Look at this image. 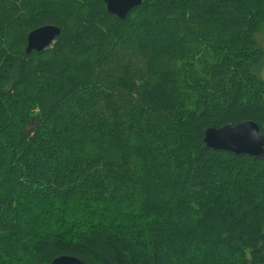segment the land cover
<instances>
[{
  "label": "trees",
  "instance_id": "obj_1",
  "mask_svg": "<svg viewBox=\"0 0 264 264\" xmlns=\"http://www.w3.org/2000/svg\"><path fill=\"white\" fill-rule=\"evenodd\" d=\"M49 25L51 55L26 54ZM259 30L264 0H143L123 20L0 0V264H264V159L202 145L249 121L264 137ZM118 46L144 78L111 69Z\"/></svg>",
  "mask_w": 264,
  "mask_h": 264
},
{
  "label": "water",
  "instance_id": "obj_2",
  "mask_svg": "<svg viewBox=\"0 0 264 264\" xmlns=\"http://www.w3.org/2000/svg\"><path fill=\"white\" fill-rule=\"evenodd\" d=\"M99 1L104 4L106 13L118 20H123L132 9L143 3V0ZM59 35L60 29L51 25L32 30L26 38V54L48 48ZM202 145L215 151L245 155L253 160L264 159V137L259 134L258 126L251 121L235 126L226 125L219 129H206L203 132ZM51 264H80V261L73 257L61 256L54 259Z\"/></svg>",
  "mask_w": 264,
  "mask_h": 264
},
{
  "label": "rangeland",
  "instance_id": "obj_3",
  "mask_svg": "<svg viewBox=\"0 0 264 264\" xmlns=\"http://www.w3.org/2000/svg\"><path fill=\"white\" fill-rule=\"evenodd\" d=\"M259 31L260 32L255 36V40H256V43H257V47L262 52L263 56L261 58L260 67H259V70L257 71V74L264 79V34H263V32L261 30H259ZM53 44H54V42L48 48L50 49ZM42 51H40L38 53H41ZM131 53L132 52H130V50L127 47L118 46L117 48H115L114 49V55H113L114 59H113V62L111 63V69L114 70V71H118L119 70V65L118 64L123 62V61H128V62L131 63V70H132L133 74L135 76H139L138 78H144L145 76L143 75V72L141 70V66L145 62L146 58L145 57H141V56H136L134 58H131ZM42 54H43V56L42 55L41 56L45 57V58H48L51 55L50 52H48V51H43ZM132 55H134V54H132ZM250 93H251V91H250ZM259 93H260V91L258 89H256L254 96H256ZM127 99L130 102H128V101L119 102L123 106V108L128 109L129 106H136V105L139 104L137 97L128 96ZM5 153H7V151L4 150L3 148H0V156H2ZM0 159H4V157H0ZM124 195H126L125 200L127 202H129L131 204H134V202H136L137 198H136V196L134 194H132L130 192H124L123 196ZM130 214H134L133 210L130 211ZM205 252H206V250H204V248L203 249L201 248L199 250V252H198V256L199 257L204 256ZM221 262L223 263V260H221ZM205 263H206L205 260L200 259V264H205Z\"/></svg>",
  "mask_w": 264,
  "mask_h": 264
}]
</instances>
